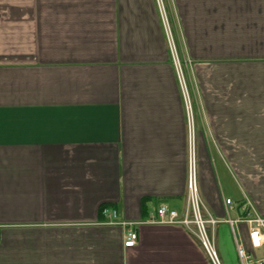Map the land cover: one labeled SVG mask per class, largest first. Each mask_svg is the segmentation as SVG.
Instances as JSON below:
<instances>
[{"label": "crops", "instance_id": "crops-1", "mask_svg": "<svg viewBox=\"0 0 264 264\" xmlns=\"http://www.w3.org/2000/svg\"><path fill=\"white\" fill-rule=\"evenodd\" d=\"M162 4L190 108L158 0H0V264H212L152 221L185 214L191 152L240 264L227 219L264 217V0Z\"/></svg>", "mask_w": 264, "mask_h": 264}, {"label": "built area", "instance_id": "built-area-1", "mask_svg": "<svg viewBox=\"0 0 264 264\" xmlns=\"http://www.w3.org/2000/svg\"><path fill=\"white\" fill-rule=\"evenodd\" d=\"M159 8L161 11L165 30L170 42V49L173 57V62L176 66L179 74L183 94L186 97V105L190 108L188 102V89L185 83L184 73L182 69L181 60L179 59L177 48L174 41L173 31L170 26L169 18L165 7L162 4V0H158ZM187 210L184 215H181L177 210L170 208L167 204H161L156 213L152 216L153 222L168 223V224H182L190 228L194 234L199 238L201 244L206 251L212 264H223L218 250L215 245L213 235L211 233V227H214L221 220L215 218L211 214L204 213V206L199 192L198 177L195 165V159L193 152L190 153L189 158V170H188V181H187ZM231 198L226 199V204L229 206L233 205ZM107 215L116 216L117 212H109L107 209L104 210ZM232 226L236 223L246 224L248 228V241L249 249L244 245V242L237 241L236 250L240 264H264V255L258 256L256 253L264 248V217L261 215L246 216L237 220L231 218L227 219ZM112 223H114L112 221ZM139 235L138 232L131 229L128 231L125 239L126 247H134L137 244Z\"/></svg>", "mask_w": 264, "mask_h": 264}, {"label": "rangeland", "instance_id": "rangeland-1", "mask_svg": "<svg viewBox=\"0 0 264 264\" xmlns=\"http://www.w3.org/2000/svg\"><path fill=\"white\" fill-rule=\"evenodd\" d=\"M167 15H168V14H167ZM168 18H169L170 25H171V27H172L171 19H170V17H168ZM242 241L244 242L245 247H246L247 249H249L250 247H249V241H248V239H245V238L243 237V240H242ZM256 255H258V256H262V255H264V248H263L261 251H259L258 253H256Z\"/></svg>", "mask_w": 264, "mask_h": 264}]
</instances>
